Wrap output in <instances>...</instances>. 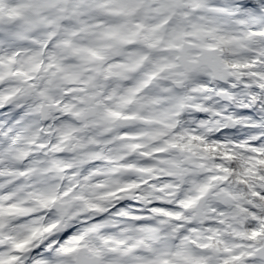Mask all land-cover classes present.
<instances>
[{
  "label": "snow or ice",
  "instance_id": "obj_1",
  "mask_svg": "<svg viewBox=\"0 0 264 264\" xmlns=\"http://www.w3.org/2000/svg\"><path fill=\"white\" fill-rule=\"evenodd\" d=\"M0 264H264V0H0Z\"/></svg>",
  "mask_w": 264,
  "mask_h": 264
}]
</instances>
